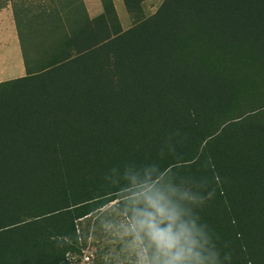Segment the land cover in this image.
Segmentation results:
<instances>
[{
	"label": "trees",
	"instance_id": "1",
	"mask_svg": "<svg viewBox=\"0 0 264 264\" xmlns=\"http://www.w3.org/2000/svg\"><path fill=\"white\" fill-rule=\"evenodd\" d=\"M8 1L21 34L49 37L0 82V264H68L78 220L120 198L105 177L131 161L207 178L226 264H264V0H163L148 17L124 0L127 29L102 0L105 41L84 0Z\"/></svg>",
	"mask_w": 264,
	"mask_h": 264
},
{
	"label": "clouds",
	"instance_id": "2",
	"mask_svg": "<svg viewBox=\"0 0 264 264\" xmlns=\"http://www.w3.org/2000/svg\"><path fill=\"white\" fill-rule=\"evenodd\" d=\"M176 136L180 131L175 132ZM185 139L187 137L185 136ZM176 154L169 134L160 156ZM118 185L121 195L97 214L108 251L104 264H226L232 257L222 252L220 237L201 211L215 197L207 178L177 179L158 163H125L105 177ZM215 181V177H213ZM219 182V181H218ZM63 247L68 237L60 238ZM225 243L223 247H227Z\"/></svg>",
	"mask_w": 264,
	"mask_h": 264
},
{
	"label": "rangeland",
	"instance_id": "3",
	"mask_svg": "<svg viewBox=\"0 0 264 264\" xmlns=\"http://www.w3.org/2000/svg\"><path fill=\"white\" fill-rule=\"evenodd\" d=\"M113 2L122 27L124 29L131 27L134 20L128 13L124 0H113ZM162 2L163 0H143L144 15L148 17L154 14ZM84 3L99 39L105 41L111 38L113 33L104 12L103 1L84 0ZM6 8L11 9L13 12L12 32L14 31V35L16 32V38H12L9 26L3 22L0 23V82L27 74L26 57L35 61L38 52L43 48V45L47 44L49 37V34L43 30H36L30 34L25 31L23 32L24 35L21 34L12 4L9 3L0 7V11ZM118 200L115 199L78 220V242L67 252L68 264H104V256L108 251V245L99 230L97 214L100 209L107 205H113Z\"/></svg>",
	"mask_w": 264,
	"mask_h": 264
},
{
	"label": "crops",
	"instance_id": "4",
	"mask_svg": "<svg viewBox=\"0 0 264 264\" xmlns=\"http://www.w3.org/2000/svg\"><path fill=\"white\" fill-rule=\"evenodd\" d=\"M5 23L7 26H9L10 31L12 32V24H14V17L13 12L11 9L6 8L3 11H0V23ZM12 38H16V32L14 35V31L11 33ZM15 42V40H13Z\"/></svg>",
	"mask_w": 264,
	"mask_h": 264
}]
</instances>
